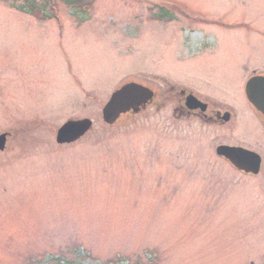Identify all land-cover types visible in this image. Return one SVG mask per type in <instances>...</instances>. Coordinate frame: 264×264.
I'll use <instances>...</instances> for the list:
<instances>
[{
	"label": "rangeland",
	"instance_id": "1",
	"mask_svg": "<svg viewBox=\"0 0 264 264\" xmlns=\"http://www.w3.org/2000/svg\"><path fill=\"white\" fill-rule=\"evenodd\" d=\"M20 3L0 0V264H264V171L216 154L264 161L245 95L264 75V0H93L86 16L56 0L51 18ZM129 83L154 103L107 124ZM182 90L231 123L180 118ZM84 119L85 136L56 142Z\"/></svg>",
	"mask_w": 264,
	"mask_h": 264
},
{
	"label": "water",
	"instance_id": "2",
	"mask_svg": "<svg viewBox=\"0 0 264 264\" xmlns=\"http://www.w3.org/2000/svg\"><path fill=\"white\" fill-rule=\"evenodd\" d=\"M245 95L249 103L257 112L264 116V76L251 78L245 87ZM154 92L137 83H129L115 91L103 108V119L109 125H114L122 115L138 114L154 99ZM187 107L190 110L201 108L206 111L207 106L195 97L187 98ZM228 119V116L226 117ZM93 128L89 119L68 121L57 132L56 142L59 145L72 144L80 140ZM8 135H0V152L7 148ZM216 154L227 160L237 171L246 175L257 176L262 166L261 156L253 151L241 147L219 146Z\"/></svg>",
	"mask_w": 264,
	"mask_h": 264
},
{
	"label": "flooded vegetation",
	"instance_id": "3",
	"mask_svg": "<svg viewBox=\"0 0 264 264\" xmlns=\"http://www.w3.org/2000/svg\"><path fill=\"white\" fill-rule=\"evenodd\" d=\"M255 76H262V75L255 74L254 73L250 77V79L253 78V77H255ZM178 96L180 97V103H179V107L176 110V114H178L180 118H191V117H195V118H198V119H200L201 121H203L205 123H213V124H218V125H228L232 121V116H231V113H229V112L212 111V115H208L209 113H211L210 112V105L207 102H204L199 96H197L193 92H189L187 90H182L178 94ZM189 96L195 97L198 101H200L201 103H203L204 105H206L207 106L206 111L203 112L201 110V108H198L197 110H190L187 107V105H186L187 98ZM154 101H155V97H154L153 101L150 104L154 103ZM253 109L255 110L254 107H253ZM255 112H256V115H257L258 119L260 120V122L264 126V116L262 114H260L259 112H257L256 110H255ZM227 116H228V119H226ZM245 149L250 150V151H253L250 148H245ZM262 171H264V161H262V166H261L260 173Z\"/></svg>",
	"mask_w": 264,
	"mask_h": 264
},
{
	"label": "trees",
	"instance_id": "4",
	"mask_svg": "<svg viewBox=\"0 0 264 264\" xmlns=\"http://www.w3.org/2000/svg\"><path fill=\"white\" fill-rule=\"evenodd\" d=\"M69 3V6H73L76 9V15L86 16L92 8L93 0H62ZM43 4L37 0H21L19 5L14 4L13 6L19 11L41 18H51L54 15H44L46 7L48 8L56 4V0H43ZM52 264H72V262L66 261L63 258L54 259Z\"/></svg>",
	"mask_w": 264,
	"mask_h": 264
}]
</instances>
